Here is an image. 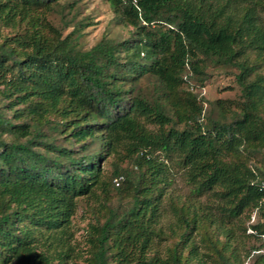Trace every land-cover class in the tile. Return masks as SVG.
<instances>
[{
    "label": "trees",
    "instance_id": "trees-1",
    "mask_svg": "<svg viewBox=\"0 0 264 264\" xmlns=\"http://www.w3.org/2000/svg\"><path fill=\"white\" fill-rule=\"evenodd\" d=\"M106 1L129 34L84 48L78 0H0V264H81L89 199L85 264H264V0ZM210 69L238 93L207 108ZM169 160L196 198L162 255Z\"/></svg>",
    "mask_w": 264,
    "mask_h": 264
},
{
    "label": "rangeland",
    "instance_id": "rangeland-1",
    "mask_svg": "<svg viewBox=\"0 0 264 264\" xmlns=\"http://www.w3.org/2000/svg\"><path fill=\"white\" fill-rule=\"evenodd\" d=\"M65 12L67 18L75 15V20L87 18V20L92 22V24L84 29V36L81 39L84 48H89L94 45L103 35H107L116 39L125 38L128 36L129 30L131 29L130 27L119 24L116 21L114 18V11L106 0H78L75 8L71 9V11L65 10ZM49 18L53 22L60 24V14L53 12L50 14ZM63 32L65 33L67 30H64ZM210 72L211 75L206 82L205 87L202 89L207 108H212V102L216 98H233L236 97L238 93L237 88H226L227 85L234 84L230 75L226 74L220 69H210ZM213 112H215V110H213ZM126 164L127 163H125V165ZM105 167L106 172L111 170L109 159H107ZM168 169V178L170 181L166 188V197L163 200L164 206L162 209L161 218V224L163 225L165 234L162 238H157L154 245V247L162 255L165 249L168 246H171L177 239V236L173 234L168 228V226H171L175 221L173 210L170 206V201L172 200L175 204L180 205L184 202H187V200L192 201L194 198H196L191 195V185L188 184L185 179L184 170L178 164H176L175 160L168 161ZM206 198V196H202L199 199L202 202H205ZM120 200L121 199L115 195L111 196L112 204H118ZM87 201L88 203L84 200L79 204V207L72 219L71 227L74 234L72 242H75L77 246H79V250H81L80 253L82 257L79 260L81 264H85L84 259L88 258L90 255L88 252V244L86 242L87 236L89 235L87 230L89 224L94 222L97 217L100 220L104 219L103 212L101 213L100 210H98L99 204H97L93 199H89ZM121 201L124 202L126 199H122ZM253 217L254 213L252 214L251 221L253 220ZM250 231L251 230L248 229L246 233H249ZM258 243L259 242L255 240L254 237L246 239L247 247L251 244ZM238 248L241 249L243 254L244 251L242 250L241 245H238Z\"/></svg>",
    "mask_w": 264,
    "mask_h": 264
}]
</instances>
